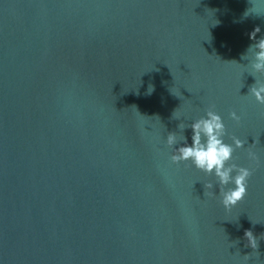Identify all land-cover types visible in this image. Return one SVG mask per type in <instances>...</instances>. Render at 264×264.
Segmentation results:
<instances>
[{
  "label": "water",
  "instance_id": "95a60500",
  "mask_svg": "<svg viewBox=\"0 0 264 264\" xmlns=\"http://www.w3.org/2000/svg\"><path fill=\"white\" fill-rule=\"evenodd\" d=\"M257 25L264 0H0V264H264ZM209 105L253 169L231 209L164 142Z\"/></svg>",
  "mask_w": 264,
  "mask_h": 264
},
{
  "label": "clouds",
  "instance_id": "9594fccd",
  "mask_svg": "<svg viewBox=\"0 0 264 264\" xmlns=\"http://www.w3.org/2000/svg\"><path fill=\"white\" fill-rule=\"evenodd\" d=\"M249 12L253 11L247 9L243 15L247 16ZM214 21V24L219 23L218 20ZM259 31L260 27L257 25L250 33V39L255 40V42L248 46L242 58L249 60L245 67L255 77V81L250 85L246 95L254 97L259 104H264V78H262L264 77V36L256 39V33ZM228 63L239 64L235 60ZM153 90L154 86L149 84L147 93L151 94ZM171 91L178 96L181 95L175 86ZM183 115L184 113L180 107L172 113L173 118L176 119L183 117ZM229 116L236 122L241 120V115L236 110H231ZM155 118L159 120L158 116ZM177 127L181 129L180 134L176 131H168L164 138L165 144L172 149L170 160L174 163L190 162L196 169L214 177V180L204 182L206 194L218 196L225 209H231L237 205L247 192V181L253 171L251 167L236 163L233 160L235 149L245 147V139L231 134V142L225 140V136L229 134L224 117L215 110V105H209L204 114L191 120L190 124L181 119ZM186 127L191 128V143L187 142L188 137L183 135L182 132ZM180 141H184V143H179ZM255 143L254 141L253 144ZM247 157L250 162L259 161L258 154L250 147L247 151ZM214 183L219 185V193L212 191ZM244 235L251 247L253 249L257 248V238L252 231L246 230ZM244 258L248 260L249 254H245Z\"/></svg>",
  "mask_w": 264,
  "mask_h": 264
}]
</instances>
